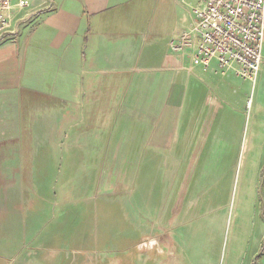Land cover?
I'll use <instances>...</instances> for the list:
<instances>
[{
	"label": "crops",
	"instance_id": "crops-1",
	"mask_svg": "<svg viewBox=\"0 0 264 264\" xmlns=\"http://www.w3.org/2000/svg\"><path fill=\"white\" fill-rule=\"evenodd\" d=\"M136 1L30 0L12 11L14 33L0 40V264H264L257 211L242 249L235 234L224 253L230 205L216 202L209 251L163 221L200 148L230 142L239 126L264 138V109L229 88L248 80L262 91L264 71L251 81L202 67L171 48L190 22L144 30ZM223 178L210 193L223 194ZM199 186L194 166L187 194ZM136 196L145 209L160 203L162 221L136 220Z\"/></svg>",
	"mask_w": 264,
	"mask_h": 264
},
{
	"label": "rangeland",
	"instance_id": "rangeland-1",
	"mask_svg": "<svg viewBox=\"0 0 264 264\" xmlns=\"http://www.w3.org/2000/svg\"><path fill=\"white\" fill-rule=\"evenodd\" d=\"M16 2V0H13ZM134 9L138 12V17L142 15L143 25L140 28L148 30V24L153 21L154 25L159 26L164 33L171 32L179 19L184 26L191 24V16L187 11L181 9L175 3V0H137L134 2ZM186 8V7H185ZM152 26V23H151ZM150 28V27H149ZM139 29V28H138ZM185 30L186 27H184ZM161 39V36H160ZM262 64L261 72L264 71V43L262 46ZM242 83H230L229 88L235 91L233 96H239L246 107V101L249 99L248 107H260L264 109V88L262 91H257L255 86L248 80H240ZM260 92V94H259ZM233 103V102H231ZM251 110L248 109L250 116ZM91 122V120H90ZM78 132H85L91 136L95 131L92 128L82 125L77 128ZM105 137L111 136V132L105 130ZM251 131L247 132L239 126L235 130V136L229 142L216 140L213 146L202 147L196 153L199 159H193L186 165V174L179 189L178 196L172 202L171 209L163 218L166 233H191L201 241L202 246L205 244V250L211 249L212 243L210 236L214 235V227L210 226L212 217L220 216L223 213L222 209L217 208V201H222L226 205L231 206V216L223 231L222 249L229 245L235 234L242 237L241 244L237 245L238 250L242 249L247 236L249 235L248 225L254 211H257V217H264V138L259 136L258 139H249ZM98 137V133H94L91 138ZM104 137V138H105ZM264 137V133H263ZM262 156V157H261ZM195 158V157H194ZM195 166L197 175L200 178L199 190L187 194V186L190 179L192 168ZM108 167V164L105 166ZM154 175V180H156ZM224 176L221 180L223 185V194L210 193V188L214 185L215 179ZM76 178L73 179V183ZM100 181V179H99ZM58 185V184H57ZM126 186V183L124 184ZM57 192V189H55ZM167 200L171 198V194L166 195ZM211 201V202H210ZM190 204H195L192 208ZM131 214L136 220L150 219L152 221H162L163 210L160 203L152 200L149 209L144 208V203H141L136 196L135 203H131L129 207ZM117 213V208L114 210L110 206L105 212V223L111 222L113 214ZM53 214V213H52ZM161 219V220H160ZM144 220V221H145ZM102 227H99L101 229ZM223 230V227H222ZM112 226L110 227V233ZM155 232V231H154ZM24 247L31 246V239L23 242ZM0 244V249L7 250ZM14 261L15 259H11ZM18 259H16L17 261Z\"/></svg>",
	"mask_w": 264,
	"mask_h": 264
},
{
	"label": "built area",
	"instance_id": "built-area-1",
	"mask_svg": "<svg viewBox=\"0 0 264 264\" xmlns=\"http://www.w3.org/2000/svg\"><path fill=\"white\" fill-rule=\"evenodd\" d=\"M29 1L0 0V40L14 33L12 11L28 9ZM176 1L189 10L191 24L172 50H190L204 68L214 61L221 71L255 81L263 61L264 0Z\"/></svg>",
	"mask_w": 264,
	"mask_h": 264
},
{
	"label": "trees",
	"instance_id": "trees-1",
	"mask_svg": "<svg viewBox=\"0 0 264 264\" xmlns=\"http://www.w3.org/2000/svg\"><path fill=\"white\" fill-rule=\"evenodd\" d=\"M25 177L27 178V172L25 173Z\"/></svg>",
	"mask_w": 264,
	"mask_h": 264
}]
</instances>
